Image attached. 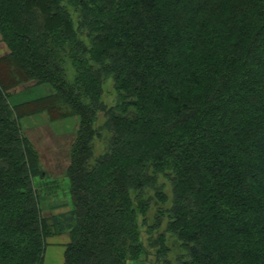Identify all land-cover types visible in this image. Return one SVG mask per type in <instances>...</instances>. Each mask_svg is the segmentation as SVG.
Here are the masks:
<instances>
[{"label":"trees","instance_id":"obj_1","mask_svg":"<svg viewBox=\"0 0 264 264\" xmlns=\"http://www.w3.org/2000/svg\"><path fill=\"white\" fill-rule=\"evenodd\" d=\"M0 35V264H43L52 228L62 264H128L153 198L162 264L166 233L178 264H264V0H0ZM41 112L78 119L62 217L19 124Z\"/></svg>","mask_w":264,"mask_h":264},{"label":"rangeland","instance_id":"obj_2","mask_svg":"<svg viewBox=\"0 0 264 264\" xmlns=\"http://www.w3.org/2000/svg\"><path fill=\"white\" fill-rule=\"evenodd\" d=\"M7 52L8 47L0 35V55L6 54ZM27 87L28 89L25 90ZM102 88L103 91L101 99L107 105L113 104L114 92L111 80L107 79L103 83ZM14 90L17 92L15 93L17 95L13 101L17 98L28 96L29 94H44L48 91L47 85L45 84L31 85L30 83L20 85ZM104 119L105 118L102 113H99L95 125L103 124ZM19 124L23 134L29 139L33 148L38 153L40 163L39 168L45 171L44 174L33 177V185L37 190L38 195H40L42 198L40 204L43 207V213L45 215H50L58 211L60 214H63L61 217L71 213L75 206L74 197L71 193V182L67 173V167L70 162L69 152L76 137L78 119L76 116H68L52 121L45 112H41L22 117L19 120ZM104 134L105 133H103L102 138L94 137L92 139L93 158L103 152L105 148ZM93 158H91V161ZM168 190L169 189H167V191ZM154 199L155 198L149 202L144 215L141 213H138L137 215L139 237L145 252L140 254L137 259L128 261L134 262L133 264H162V258L157 254L158 248L154 242V239L156 238L157 233H159V230L164 229L166 220H162V223L160 226H158V228H151L150 233L147 226L153 222L156 213L157 204L154 202ZM167 204L168 203H166V206ZM62 232H64V230L60 231L52 228L49 235L53 236L50 239L52 242H59V240H62L63 242L66 240L65 244H63L65 250L66 243H68L70 235L69 233H67L68 236L65 234L59 235ZM47 237L45 238L46 242ZM165 241L169 248L167 253L168 259L172 262V264H178L177 261H175L177 249L175 239L166 233Z\"/></svg>","mask_w":264,"mask_h":264},{"label":"crops","instance_id":"obj_3","mask_svg":"<svg viewBox=\"0 0 264 264\" xmlns=\"http://www.w3.org/2000/svg\"><path fill=\"white\" fill-rule=\"evenodd\" d=\"M50 215H54V216H58L61 217L60 212L56 211L54 214H50ZM67 230H64V232L60 233L59 235H67ZM66 236V237H67ZM53 236L49 235L47 237V246L45 248V252H44V264H62L63 263V252H64V247L63 244H65L66 240L62 242V240L55 241L52 242V240H50ZM134 262H128V264H133Z\"/></svg>","mask_w":264,"mask_h":264}]
</instances>
